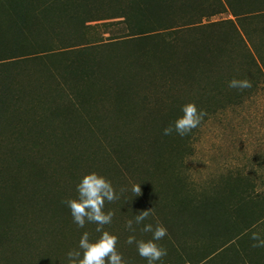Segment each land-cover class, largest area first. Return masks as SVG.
Returning <instances> with one entry per match:
<instances>
[{
  "label": "trees",
  "instance_id": "trees-1",
  "mask_svg": "<svg viewBox=\"0 0 264 264\" xmlns=\"http://www.w3.org/2000/svg\"><path fill=\"white\" fill-rule=\"evenodd\" d=\"M222 12L235 19L205 21ZM113 25L121 35L105 37ZM233 77L251 87L230 89ZM259 100L264 0H0V264H67L85 230L99 235L55 210L91 171L123 189L104 228L129 264L146 261L125 221L149 208L145 222L167 229L163 264H264L250 239L264 238V212L247 213L264 171L229 170L198 192L176 169L196 128L184 142L162 134L188 102L202 125Z\"/></svg>",
  "mask_w": 264,
  "mask_h": 264
},
{
  "label": "clouds",
  "instance_id": "clouds-1",
  "mask_svg": "<svg viewBox=\"0 0 264 264\" xmlns=\"http://www.w3.org/2000/svg\"><path fill=\"white\" fill-rule=\"evenodd\" d=\"M230 89L244 90L251 87L248 79L233 77L228 81ZM178 115L162 130L163 135L175 133L180 137L188 135L203 120L206 113L198 109L195 102H188L181 106ZM111 181L104 175L91 171L85 173L76 184V196L62 200L70 212L73 223L78 228H84L86 223H94L96 238H90L88 231H84L78 240L77 246L66 253L67 264H129L123 254L117 249L118 237L104 228L111 223L112 211H105V203L120 198ZM130 191L138 195L141 192L140 184L133 183ZM151 214V208L139 211L132 218L127 219L124 228L129 233L125 243L135 245L137 255L142 257L146 264H163L162 258L167 250L159 243L166 235L167 229L158 221L155 225L145 222ZM139 229L141 233L150 234L147 238H137L134 233ZM250 239L253 247H264V238L253 232Z\"/></svg>",
  "mask_w": 264,
  "mask_h": 264
},
{
  "label": "rangeland",
  "instance_id": "rangeland-1",
  "mask_svg": "<svg viewBox=\"0 0 264 264\" xmlns=\"http://www.w3.org/2000/svg\"><path fill=\"white\" fill-rule=\"evenodd\" d=\"M228 18L235 19L229 12H222L205 21ZM118 35L120 36L121 32L116 25L108 26L104 33L105 37ZM153 119L146 117L144 120L135 119L131 122V128L132 125L135 126V129L133 127L135 139H137V133H147L149 126L155 123ZM141 125L146 128L140 127ZM185 140L186 136L180 142ZM132 141V145L137 142L134 139ZM188 142L189 153L176 169L181 172L179 174L182 179H185L188 185L196 188L198 192L205 186H213L215 180L229 170L243 167L247 171L257 168L263 172L264 169L260 167L259 162L261 156H264V100L246 104L237 110L229 111L228 114H218L209 118L207 122L204 121V124L196 127ZM131 152L132 150H129V153ZM257 189L263 191L264 186L259 185ZM263 198L250 202L248 206L254 209L248 210L247 213L262 214L264 212ZM56 203L58 205L55 207L56 212L66 215L69 209L59 201ZM251 219L248 220L252 221ZM260 233L264 235V228L260 229Z\"/></svg>",
  "mask_w": 264,
  "mask_h": 264
}]
</instances>
